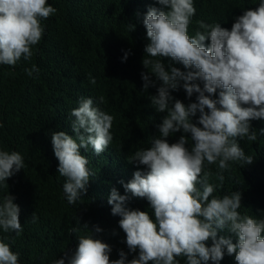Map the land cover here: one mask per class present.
Masks as SVG:
<instances>
[{
	"label": "clouds",
	"instance_id": "obj_1",
	"mask_svg": "<svg viewBox=\"0 0 264 264\" xmlns=\"http://www.w3.org/2000/svg\"><path fill=\"white\" fill-rule=\"evenodd\" d=\"M156 2L163 7L149 8L143 18L148 43L142 58L147 71L141 78L144 92L160 82L150 101L157 112L166 115L157 125L159 135L153 137L151 146L127 158L146 171L137 170L130 181L121 182L126 193L149 202L154 219L148 211L126 207L129 196L112 188L108 199L111 213L120 217L129 252L138 255L129 260L128 253L120 250L119 258L111 259L112 246L96 238L84 224L90 234L78 236L74 253L52 264H179L178 257L186 258V264H219L225 253L234 256L236 264H264V219L238 211L242 206L239 191L214 196L216 186L209 182L212 173L205 171V163H218L216 175L222 182L229 162L253 163L254 158L245 154L238 141H256L251 121L264 120V0L238 16L231 30L220 23L197 21L202 31L194 36L188 33L196 12L193 0ZM56 11L48 0H0V65L15 66L21 58L31 60L33 46L45 31L41 21ZM158 58H168L185 70L171 65L166 70L163 59ZM25 71L31 76L39 69L33 65ZM181 87L188 98L197 94L196 102L186 105L173 97L172 92ZM217 93L218 98H213ZM71 116L75 136L53 131L51 143L58 173L65 178L63 191L74 205L86 194L93 175L89 159L80 149L91 146L96 155L108 149L114 117L94 106L91 98H82ZM177 132L183 134L170 142L169 137ZM23 168L19 152L0 149V183ZM14 200L9 192L3 197L0 227L19 235L23 229ZM101 231L95 228V233ZM225 231L236 237L235 243L231 237L218 235ZM18 256L0 240V264H18Z\"/></svg>",
	"mask_w": 264,
	"mask_h": 264
},
{
	"label": "trees",
	"instance_id": "obj_2",
	"mask_svg": "<svg viewBox=\"0 0 264 264\" xmlns=\"http://www.w3.org/2000/svg\"><path fill=\"white\" fill-rule=\"evenodd\" d=\"M48 3L57 11L41 21L45 31L39 44L33 46L31 60L21 58L15 66L0 65V149L19 152L24 159V168L0 183V203L8 192L15 197L23 231L17 235L0 227V240L19 254L18 264H52L74 253L78 236L90 234L82 226L87 224L96 238L112 246L111 259H118L119 251L123 250L130 260L138 252H129L126 234L119 227L120 217L112 215L108 199L111 189L116 188L121 195L129 196L126 207L148 211L154 219L149 202L126 193L123 183L130 181L135 171H146L143 166L129 163L127 158L136 150L151 146L153 137L159 135L157 125L166 115L157 112L150 101L160 82L156 81L155 87L144 92L141 78V73L147 71L142 58L148 43L143 18L149 8L163 6L156 0H48ZM193 3L196 12L189 25L190 36L201 30L197 21L220 23L231 30L236 18L245 10L257 8L260 0H193ZM158 59H163L166 70L168 65L185 70L168 58ZM33 65L39 72L29 76L25 69ZM172 95L186 105L196 102L197 96L194 93L188 98L182 87ZM82 98H91L94 106L114 117L110 130L113 141L100 155L91 146L80 149L89 159L88 168L93 175L86 194L73 205L63 191L65 178L58 173L51 133L65 131L75 136L71 111ZM213 98H218V93ZM198 117L199 112L193 122ZM251 126L257 140L244 138L238 143L246 155L254 158L253 163L243 166L242 162H229V168L222 172V182L216 175L220 172L218 163H205V171L212 173L209 182L216 186L214 196L222 198L239 191L242 206L238 211L264 219L261 131L264 120H253ZM182 134L175 133L169 141L176 142ZM97 226L102 229L100 233H95ZM73 228L80 231L72 233ZM218 235L236 242V237L227 231ZM177 259L179 264H186V258ZM219 264L236 262L234 256L225 253Z\"/></svg>",
	"mask_w": 264,
	"mask_h": 264
}]
</instances>
